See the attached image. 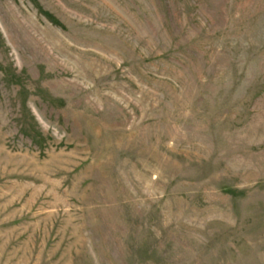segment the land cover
<instances>
[{"label":"rangeland","instance_id":"obj_1","mask_svg":"<svg viewBox=\"0 0 264 264\" xmlns=\"http://www.w3.org/2000/svg\"><path fill=\"white\" fill-rule=\"evenodd\" d=\"M0 264H264V0H0Z\"/></svg>","mask_w":264,"mask_h":264}]
</instances>
